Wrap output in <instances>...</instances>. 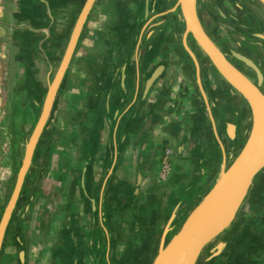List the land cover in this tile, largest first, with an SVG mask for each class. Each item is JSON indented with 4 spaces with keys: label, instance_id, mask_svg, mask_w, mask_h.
I'll list each match as a JSON object with an SVG mask.
<instances>
[{
    "label": "flooded vegetation",
    "instance_id": "flooded-vegetation-1",
    "mask_svg": "<svg viewBox=\"0 0 264 264\" xmlns=\"http://www.w3.org/2000/svg\"><path fill=\"white\" fill-rule=\"evenodd\" d=\"M261 12L260 0H0V264H79L102 216L119 259L153 220L184 215L227 130L197 106L217 99L240 136L219 57L239 72L238 55L256 62ZM247 220L264 251V192Z\"/></svg>",
    "mask_w": 264,
    "mask_h": 264
},
{
    "label": "water",
    "instance_id": "water-1",
    "mask_svg": "<svg viewBox=\"0 0 264 264\" xmlns=\"http://www.w3.org/2000/svg\"><path fill=\"white\" fill-rule=\"evenodd\" d=\"M260 3L264 11V0ZM254 34L259 46L255 63L243 53L237 56L241 72L232 70L224 57L217 64L222 78L234 83L225 87L222 107L229 116L234 110L237 127H242L240 136L228 129L229 117L222 116L217 99L205 102L204 110L197 106L196 120L207 113L211 124L227 126L223 140L213 137L209 175L202 187L197 186L204 193L192 194L186 213L178 214L176 221L174 215L166 222L153 220L154 235L138 246L130 243L119 259L108 217L100 216L92 223L79 264H253L249 254L264 252L254 236L255 222L247 220L264 192V24ZM21 170L13 175L14 188L27 172ZM116 185L102 183L99 193L107 192V187L112 192Z\"/></svg>",
    "mask_w": 264,
    "mask_h": 264
},
{
    "label": "rangeland",
    "instance_id": "rangeland-1",
    "mask_svg": "<svg viewBox=\"0 0 264 264\" xmlns=\"http://www.w3.org/2000/svg\"><path fill=\"white\" fill-rule=\"evenodd\" d=\"M0 35H1V29H0ZM2 59H3V47H2V45L0 43V73H1Z\"/></svg>",
    "mask_w": 264,
    "mask_h": 264
}]
</instances>
